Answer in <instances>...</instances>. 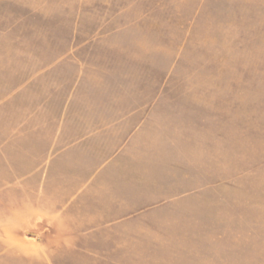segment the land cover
<instances>
[{
    "label": "rangeland",
    "instance_id": "1",
    "mask_svg": "<svg viewBox=\"0 0 264 264\" xmlns=\"http://www.w3.org/2000/svg\"><path fill=\"white\" fill-rule=\"evenodd\" d=\"M66 55L95 67L85 89L113 107L151 103L150 140L102 182L147 209L114 236L119 259L48 254L39 228L0 244V264H264V0H0V100L39 78L0 126L56 123L78 71L51 68ZM109 242L87 248L109 254Z\"/></svg>",
    "mask_w": 264,
    "mask_h": 264
},
{
    "label": "crops",
    "instance_id": "2",
    "mask_svg": "<svg viewBox=\"0 0 264 264\" xmlns=\"http://www.w3.org/2000/svg\"><path fill=\"white\" fill-rule=\"evenodd\" d=\"M73 58L66 55L51 65L78 69L73 80L68 75L61 84L59 91L67 87V94L55 124L23 123L13 131L0 126V230L7 229L0 231V244H10L22 230L46 228L51 233L39 246L46 247L48 254L50 245L57 244L94 260H116L119 257L110 254L122 247L114 236L128 228L129 216L147 208L122 206L119 196L102 188V182L117 179L108 171L113 166L134 163L129 159L135 157V150L151 138L153 109L151 103L147 108L134 103L113 107L112 99L98 92L97 85L96 92L85 89L90 79L87 70L95 67ZM105 64L106 69L117 67L116 61ZM36 79L22 82L13 96L1 99L0 113L10 99L26 97L24 102L29 104L27 95L34 99ZM77 99L83 102L75 104ZM9 148L18 154L14 160L7 157ZM96 240L110 241L112 252L104 248V253L92 256L95 252L87 246Z\"/></svg>",
    "mask_w": 264,
    "mask_h": 264
}]
</instances>
